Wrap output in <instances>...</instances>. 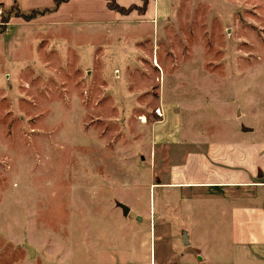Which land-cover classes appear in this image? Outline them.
Returning <instances> with one entry per match:
<instances>
[{
    "label": "rangeland",
    "instance_id": "rangeland-1",
    "mask_svg": "<svg viewBox=\"0 0 264 264\" xmlns=\"http://www.w3.org/2000/svg\"><path fill=\"white\" fill-rule=\"evenodd\" d=\"M151 18L21 26L0 43V264L117 259L150 223L183 250L184 232L227 239L162 185L171 148L156 140L172 124L262 134L264 0H171Z\"/></svg>",
    "mask_w": 264,
    "mask_h": 264
},
{
    "label": "crops",
    "instance_id": "crops-1",
    "mask_svg": "<svg viewBox=\"0 0 264 264\" xmlns=\"http://www.w3.org/2000/svg\"><path fill=\"white\" fill-rule=\"evenodd\" d=\"M116 1L125 7L141 3V0ZM13 5L27 12L51 7L53 0H0L1 8ZM170 5L171 0H149L143 14L136 10L121 14L107 8L105 0H68L30 20L12 15L5 30L0 32V43L8 41L12 31L21 26L113 23L135 20L144 14L147 18H162L169 14ZM175 125L162 130L161 139L156 140L171 148L167 149L168 179L162 185L178 191L185 210L198 208L206 219L208 213H215L221 223L227 224V239L217 232L208 235L202 243L192 242L186 235L188 243L184 245H189V249L183 250L172 246L169 240H162L168 237L166 230L160 228L155 232L150 223L135 232L134 245L125 255L89 264H264V127L260 136L254 133L255 129L242 127L239 135L240 128L235 133L229 131L235 134L229 138L196 134L182 138L181 130ZM155 240H159L157 250Z\"/></svg>",
    "mask_w": 264,
    "mask_h": 264
},
{
    "label": "trees",
    "instance_id": "trees-1",
    "mask_svg": "<svg viewBox=\"0 0 264 264\" xmlns=\"http://www.w3.org/2000/svg\"><path fill=\"white\" fill-rule=\"evenodd\" d=\"M68 0H53V7L52 8H44V9H38V10H30L27 12H22L19 10V8L16 5L11 6L7 11V14L3 17L4 23L0 25V32L5 30L6 23L9 21V18L14 15L23 18L24 20H30L31 18L35 17L36 15L45 13L49 11L50 9L54 10L56 9L61 3L66 2ZM106 6L109 9H112L114 11H117L121 14H127L132 10H136L137 13L143 14L146 10L147 3L149 0H141V3L139 5L130 4L127 7L120 5L116 0H105Z\"/></svg>",
    "mask_w": 264,
    "mask_h": 264
},
{
    "label": "water",
    "instance_id": "water-1",
    "mask_svg": "<svg viewBox=\"0 0 264 264\" xmlns=\"http://www.w3.org/2000/svg\"><path fill=\"white\" fill-rule=\"evenodd\" d=\"M117 205L121 208L122 213L124 215H126L129 212V207L126 206V205H124L123 203L118 202ZM138 219H140V217H138ZM182 242L184 244H187L188 243L187 236H186V233L185 232L182 235ZM23 245L26 247V249L28 251V256L29 257L33 256L34 255V252H35L34 247H32L31 245H29L27 242H24Z\"/></svg>",
    "mask_w": 264,
    "mask_h": 264
}]
</instances>
